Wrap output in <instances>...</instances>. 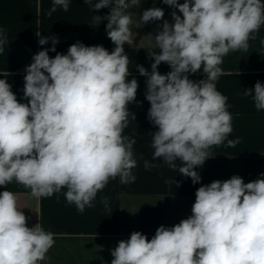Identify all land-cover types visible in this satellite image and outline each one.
<instances>
[{
	"label": "clouds",
	"instance_id": "9594fccd",
	"mask_svg": "<svg viewBox=\"0 0 264 264\" xmlns=\"http://www.w3.org/2000/svg\"><path fill=\"white\" fill-rule=\"evenodd\" d=\"M49 15L57 8L69 10L70 0H52ZM90 10L110 8L106 34L114 45L86 46L77 41L66 54L56 51L59 42L36 53L25 68L23 95L17 99L12 85L0 78V264H42L55 244V234L28 217L17 195L6 190L13 181L29 189L36 199L64 191L66 202L79 213L110 180L135 182L136 139L124 134L129 104L136 101L138 81L129 79L130 59L125 45L134 43L133 13L141 0H84ZM173 9L171 20L162 8H146L142 25L163 21L152 34L155 51L151 71L136 65L146 79L147 118L157 130L151 134L152 160H162L193 184L201 181L195 170L214 157L211 149L228 139L233 117L228 97L217 90L223 58L247 50L249 41L264 26V0H162ZM178 10V12H177ZM179 13V14H178ZM40 36V33H36ZM38 43H48L40 37ZM8 44L0 28V54ZM159 49V52L156 51ZM49 51L55 52L54 57ZM166 63L167 74L158 66ZM204 79L189 74L201 71ZM257 111H264V83L243 92ZM179 161V163H177ZM159 165L144 161L146 170ZM176 184L175 180L165 181ZM105 208L107 197L101 199ZM111 264H264V173L248 183L238 175L214 180L196 189L191 215L171 227L159 226L149 239L134 231L111 250Z\"/></svg>",
	"mask_w": 264,
	"mask_h": 264
},
{
	"label": "crops",
	"instance_id": "0c3cea01",
	"mask_svg": "<svg viewBox=\"0 0 264 264\" xmlns=\"http://www.w3.org/2000/svg\"><path fill=\"white\" fill-rule=\"evenodd\" d=\"M153 3L164 10V19L172 22L173 9L162 0H141L140 7L129 10L133 13V31L137 35L131 46H124L130 59L129 79H137L139 85L136 101L128 106L136 118L132 120L129 116L124 130L125 135L137 141L133 146L137 159V167L133 169L135 182L125 185L120 183L119 177L110 180L97 194L94 206L86 208L82 214L74 204L66 202V189L38 200L15 181L7 185L6 190L17 195L19 206L28 217L27 226L40 223L46 231L55 234V244L42 264H111V250L120 240H127L132 232L140 231L151 239L159 226L171 227L189 217L196 189L202 184L223 181L233 175L248 183L264 173V111H257L252 97L243 95L244 90H254L257 81L264 83V26L255 34L256 38L249 41L246 51L230 52L223 58V74L216 83L217 90L228 97L233 117V132L228 139H238L239 143L234 147L227 146V142L213 147L214 157L195 169L201 176L197 184L178 170L170 169L162 160H152L151 134L157 128L147 118L150 108L145 99L147 77L140 75L136 65L151 71L153 61L149 55L155 51L151 35L160 30L158 25L163 21L142 25L140 14L153 7ZM52 6V0H0V28L6 30L8 38L0 54V78L7 79L22 103H27L23 95L25 68L33 62L36 53L52 47L49 39L41 46L38 43L41 36L54 35L59 41L56 51L62 54L77 41L86 46L102 45L109 52L114 47L106 34L107 21L102 20L99 25L92 21V16L108 15L110 8L90 10L84 0H70L67 12L58 7L49 15ZM55 55L49 51L50 57ZM158 71L167 74L170 67L161 63ZM189 78L199 81L205 74L201 70L189 74ZM145 160L159 166L146 170ZM169 180L179 182L180 186L165 183ZM3 190L0 188V192ZM103 197L108 198L107 208L101 203Z\"/></svg>",
	"mask_w": 264,
	"mask_h": 264
},
{
	"label": "built area",
	"instance_id": "2783aa9c",
	"mask_svg": "<svg viewBox=\"0 0 264 264\" xmlns=\"http://www.w3.org/2000/svg\"><path fill=\"white\" fill-rule=\"evenodd\" d=\"M49 40H52V38L54 37V35H47L46 36ZM55 38V37H54Z\"/></svg>",
	"mask_w": 264,
	"mask_h": 264
}]
</instances>
